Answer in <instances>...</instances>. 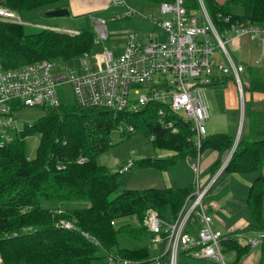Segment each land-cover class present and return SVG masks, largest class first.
Instances as JSON below:
<instances>
[{
  "label": "trees",
  "instance_id": "1",
  "mask_svg": "<svg viewBox=\"0 0 264 264\" xmlns=\"http://www.w3.org/2000/svg\"><path fill=\"white\" fill-rule=\"evenodd\" d=\"M205 2L219 32L235 23L264 25V0ZM0 5L23 12L67 8V0H0ZM92 26L89 23L71 35L0 20V63L5 68H15L44 58L73 60L92 49ZM228 79L222 76L212 85ZM252 91L264 93V80L252 77L243 92ZM158 106L151 103L139 111L119 113L76 102L41 106L44 115L25 124L13 141L0 147V264H105L109 252L132 259L147 258L146 246L120 248L117 237L124 234L138 240L147 232L141 224L147 208H154L166 220L175 217L193 185L119 190L117 173L98 165L96 158L110 146V134L120 121L133 125L134 131H143L148 138L153 136L151 141L157 149L170 152L165 157L140 162L165 170L180 159L194 157L195 139L189 124L179 120L176 132L162 127L157 122ZM245 116L248 133L241 130L217 180L226 173L254 177L244 199L251 221L240 231H264V111L245 109ZM34 134H38V145L28 155L25 139ZM233 142L234 137L226 132L209 133L201 140L200 152L209 148L224 152ZM80 157L82 161H78ZM217 166L218 162L210 165L212 171ZM71 201L84 205L65 207L62 212L45 206L48 202ZM130 218L140 225L134 226ZM63 219L75 227L60 228L58 223ZM82 232L94 236L99 244L92 243ZM224 245L236 254L233 264L241 262L251 250L248 244L234 239ZM256 264H264V237L258 246Z\"/></svg>",
  "mask_w": 264,
  "mask_h": 264
},
{
  "label": "built area",
  "instance_id": "2",
  "mask_svg": "<svg viewBox=\"0 0 264 264\" xmlns=\"http://www.w3.org/2000/svg\"><path fill=\"white\" fill-rule=\"evenodd\" d=\"M117 3L125 10L114 16L113 21L119 16L141 14L137 7L128 5L125 0ZM150 3L158 6V13L163 17L159 20L152 18L151 14L144 16L163 33L162 40L144 41L136 31L123 30L122 43L115 53L106 43L110 37L105 18L95 17L92 21L95 32L93 47L98 46L99 52L91 49L78 56V71L70 67L56 68L54 60L45 58L15 68H5L0 63V147L13 141L24 128L26 123L22 128L18 127L17 117L24 107L58 106L62 102L58 97L61 84L70 86L74 103L108 108L115 113L139 111L157 103L158 124L176 132V122L181 120L189 124L193 132L196 154L186 157L193 173V189L175 217L166 220L154 208L145 210L141 224L149 235L147 258L132 259L109 252L105 255V264H179L182 256L226 264L222 254L224 242L234 239L253 249L262 243L264 231H240L247 224L225 232L213 226L215 217L212 209L216 203L207 200V194L222 173L234 147L227 150L228 155L217 172L205 183L199 181L200 146L208 117L205 92L222 76L233 79L239 108V124L235 133L237 143L245 112L243 86L247 82L241 76L245 66L233 60L225 43L247 36L257 41L260 57L264 58V25L235 23L219 32L210 19L205 0ZM0 20L21 22L17 11L2 5ZM260 57L255 61L259 62ZM115 130L132 133L134 126L120 121ZM150 139L153 140V136ZM82 160V157L78 159ZM133 162V159H127L119 172L129 170ZM58 226L62 229L75 227L73 222L65 219L60 220ZM82 234L92 243L99 244L94 236L86 232ZM229 251L235 260L234 250ZM238 264L246 263L241 261Z\"/></svg>",
  "mask_w": 264,
  "mask_h": 264
},
{
  "label": "rangeland",
  "instance_id": "3",
  "mask_svg": "<svg viewBox=\"0 0 264 264\" xmlns=\"http://www.w3.org/2000/svg\"><path fill=\"white\" fill-rule=\"evenodd\" d=\"M127 3L132 4L133 6L137 7L141 14H136L132 17H122L119 16L116 22H111L110 18L120 15L124 12V7L122 5H111L107 11L102 10L101 12L94 14V16H103L106 17L107 20V28H108V36L110 37L109 40L106 41L107 45L113 48L115 53H118V48L122 43L121 35L123 30H130L136 31L142 36L144 41L147 39H156L162 40L163 33L160 32L159 28L151 21L148 17H145L146 14H151L152 18L161 19L163 15L158 13V6L156 4H152L150 2H144L142 0H125ZM223 1V0H219ZM206 3V2H205ZM208 6V5H207ZM47 10L44 9H30L28 11L17 12L20 21L23 25L27 26L29 29H53L55 31L65 32L67 34L73 35V30L77 31L76 29H81L84 26H87L90 23V16L87 14L83 15H58V16H48L46 14ZM91 26L93 25L90 23ZM56 30L54 28H58ZM94 30V27L92 26ZM73 32V33H72ZM95 35V32H94ZM246 36L240 37L241 45L237 39L226 41L225 47L229 50L232 58L234 61H241L243 65H246L245 71L241 73V76L249 77L252 76L254 78H264V61L261 60L260 63L255 62L256 57H260V48L255 46L256 41L252 40L251 44L247 46L246 43ZM98 45V44H97ZM92 52H99V47L94 46L92 47ZM261 59L263 57H260ZM54 60V59H52ZM54 62L57 64L55 65L56 68L59 66L62 67H70L74 68L77 71L79 70L78 67V59L75 57L73 60H68L64 62L61 58H56ZM249 63V64H248ZM251 70V73L249 72ZM235 88V83L229 79L222 83V85L215 86L206 90V102L208 108V117L205 121V135L209 133H223L226 132L232 135L235 139V133L238 129V112L234 110L233 107L228 106V101L224 100V93L227 95V91ZM216 93L218 95H216ZM58 97H60L61 101L64 103H73V97L71 95L70 86L68 84H61L58 88ZM247 98V93L244 94V102ZM237 102V100H236ZM244 103V107L246 110L249 109L248 105ZM261 110H264V105L262 102L255 104ZM235 109H237L236 105ZM248 108V109H247ZM44 110L39 106H31V107H24L20 112H18L17 117L18 127L22 128L24 123L30 125L31 123L35 122L37 119L41 118L44 115ZM237 115V116H236ZM244 120H242V130L246 133V129H248L247 117L245 116L244 112ZM26 142V150L28 155H32L35 151V148L38 145V134H34L30 137L25 139ZM204 151L202 150L200 167L203 169V160L205 158ZM170 153L169 151H162L157 149L153 141L148 138L145 133L141 130H135L132 133H118V131L114 130L110 134V146L106 148V150L100 153L97 158L96 162L98 165L103 166L112 173H117V184H119V190L122 189H145V188H163L166 185H169L166 176L168 177L169 182L173 185H187L189 186L191 180H193V173L191 172L190 168L188 167V162L186 159H180L173 165H168L165 170H160L153 166H149L144 162H140L141 159H150V158H162L165 157L166 154ZM228 153L226 152L225 156ZM127 159H133L134 162L132 166H130L127 171H120L119 167L126 162ZM223 163V162H222ZM222 163L219 165L218 168L212 171V167L209 166V169L203 174L202 170L199 176V181L204 183L205 181L213 175L215 172L219 170ZM261 172L262 169L260 170ZM231 174V173H228ZM234 175L232 174V179L223 180L221 183L216 185V189L221 193H225V191H232L235 194L239 195L242 199L247 191L243 190L244 181H237L239 188L237 189V184L234 180ZM193 182V181H192ZM191 182V183H192ZM194 183V182H193ZM170 184V185H172ZM227 184L225 190L222 189ZM215 184L211 186V189L214 188ZM84 205L81 201H71L66 203H58V202H48L45 203L46 207H50L57 209V212L67 208H74ZM240 208H232L233 215L230 217L221 216L218 214L219 218L224 222L222 226L221 223L217 220H213L214 228L220 230L221 232H225L227 229L238 228L242 224H248L251 221L250 211L244 204L240 203ZM63 206V207H62ZM125 220V219H124ZM122 220V221H124ZM129 221L134 226H139L140 223L136 222L135 219L130 218ZM119 247L134 249L140 246L149 247L148 238L149 235L147 232H143L138 240H133L127 237L126 235H119L118 237ZM258 247L253 248L249 252V257H247L244 261L249 259H254L258 257ZM222 254L224 255V260L226 264H233L234 256L231 255L229 249L224 246L222 250ZM179 264H220L214 260L208 259H193L189 257L182 256L179 258Z\"/></svg>",
  "mask_w": 264,
  "mask_h": 264
},
{
  "label": "crops",
  "instance_id": "4",
  "mask_svg": "<svg viewBox=\"0 0 264 264\" xmlns=\"http://www.w3.org/2000/svg\"><path fill=\"white\" fill-rule=\"evenodd\" d=\"M118 1L119 0H67V10H68V14L69 15L71 14L72 16L73 15L77 16V15H81V14H83V15H85V14L87 15L88 14L90 16V23H92V21H93V19L95 17H100V18L103 17V16H94V14H97V13L101 12L102 10L107 11V9L112 7L111 5L120 4V3H117ZM127 4L130 5V6L132 5V4H129V3H127ZM122 7H123V5H122ZM124 9H125V7H124ZM49 10H51V9H49ZM104 18H105V20H107L106 17H104ZM110 19H112V17ZM110 21L111 22H116L117 20H114V21L110 20ZM54 29L59 30V27L58 28H54ZM246 38H247V40H246L245 44H247V46H249L251 44L252 39H249L247 36H246ZM238 41H239V43L241 45L240 38L237 39V43H238ZM255 44H256L255 46H257L259 48V46L257 44V41H256ZM258 58L259 57H256L255 60L258 59ZM261 60L264 61V58L261 59ZM260 61L259 62L255 61V62L256 63H260ZM240 63H241V61H240ZM245 69H246V65H245ZM249 72L251 73V70H249ZM243 77H244V80L247 83L252 78V76H249V77L243 76ZM229 79H231L233 81L232 78L229 77ZM256 79H261V78H256ZM220 80H221V78L219 80H217V82H219ZM263 80H264V78H263ZM219 85H222V84L217 83V84H214V85L208 87L207 89L215 87V86H219ZM227 93H228L227 95H225V93H224V100L228 101V103H227L228 106H231V107L234 108V110H237L238 116H239V110H238L239 108L237 107L238 106V93L236 92V86H235V88H232V89L228 90ZM246 93H247V98H246L245 102H247L246 104L249 107V109L248 108L247 109L248 110H252L253 109V110L264 111V110H261L259 107H257L255 105L256 103H259V102H262L263 105H264V93L257 92V91L246 92ZM216 95H218V94L216 93ZM236 100H237V102H236ZM234 105H236L237 109H235ZM245 109H246V107H245ZM246 133H248V129H246ZM226 152H227V150H225L224 152H219V151H215V150L210 149V148L205 150L204 151L205 158L203 160V167L204 168L203 169L201 168L202 173L204 174L209 169V166L212 165L214 162H219V165H220L224 161V158L226 157L225 156ZM120 168L121 167H119V169ZM232 174L235 176L234 180H235L236 184H237V181H244L243 190L245 189L246 191L248 190V187L250 186V183H251L252 179L254 178L251 175H246V174H241V173H239V174H237V173H231V174L226 173L223 176H221L214 183L215 184L214 188H212V189L210 188V191L207 194V200L211 199V200H213L216 203V207L214 209H212L214 217H215L214 220L219 221L222 226H224L223 225L224 222L219 218L218 214L223 216V218L230 217L231 215H233L232 208H235V207L240 208V206H241L240 203L245 205V203H244L245 195L243 196L244 199H242L241 197H239V195L235 194L232 191H225V193H221L220 191H218V189H216V185L221 183L222 180H223V183H224L226 179L227 180H229L230 178L232 179ZM166 179H167L168 183L172 184L171 182H169L167 176H166ZM192 181L193 180H191V182ZM202 181L203 180L201 178V182ZM206 181L204 179V183ZM191 182H190L189 186L193 185V182L192 183ZM170 184L166 185V186H173V187L187 186V185H180L179 186V185H173V184L170 185ZM165 187H163V188H165ZM226 187H227V184L222 189V192H223V190H225ZM238 188H239V186L237 184V189ZM244 224H246V223H244ZM232 229H237V227L236 228L232 227ZM249 255L247 257H249ZM247 257H244L241 261L245 262L246 264H256V260H254V259H249L248 262L244 261Z\"/></svg>",
  "mask_w": 264,
  "mask_h": 264
},
{
  "label": "water",
  "instance_id": "5",
  "mask_svg": "<svg viewBox=\"0 0 264 264\" xmlns=\"http://www.w3.org/2000/svg\"><path fill=\"white\" fill-rule=\"evenodd\" d=\"M46 14L48 16H58V15H65V14H68V10L67 8H58V9H51V10H47L46 11ZM236 136H235V139H234V142H233V147H235V145L237 144L236 143ZM238 142V141H237Z\"/></svg>",
  "mask_w": 264,
  "mask_h": 264
}]
</instances>
